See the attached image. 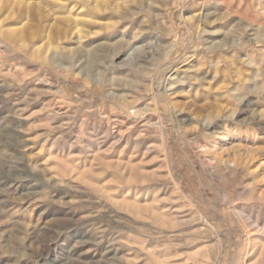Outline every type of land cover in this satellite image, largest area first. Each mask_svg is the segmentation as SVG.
<instances>
[{
  "label": "rangeland",
  "instance_id": "rangeland-1",
  "mask_svg": "<svg viewBox=\"0 0 264 264\" xmlns=\"http://www.w3.org/2000/svg\"><path fill=\"white\" fill-rule=\"evenodd\" d=\"M0 264H264V0H0Z\"/></svg>",
  "mask_w": 264,
  "mask_h": 264
},
{
  "label": "bare ground",
  "instance_id": "bare-ground-1",
  "mask_svg": "<svg viewBox=\"0 0 264 264\" xmlns=\"http://www.w3.org/2000/svg\"><path fill=\"white\" fill-rule=\"evenodd\" d=\"M131 114V113H130ZM134 117V116H133Z\"/></svg>",
  "mask_w": 264,
  "mask_h": 264
}]
</instances>
